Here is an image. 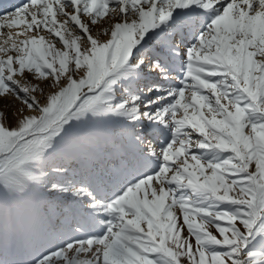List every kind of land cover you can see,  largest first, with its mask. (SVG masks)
Wrapping results in <instances>:
<instances>
[{"label":"snow or ice","instance_id":"snow-or-ice-1","mask_svg":"<svg viewBox=\"0 0 264 264\" xmlns=\"http://www.w3.org/2000/svg\"><path fill=\"white\" fill-rule=\"evenodd\" d=\"M0 37V264H264V0H25Z\"/></svg>","mask_w":264,"mask_h":264},{"label":"rangeland","instance_id":"rangeland-1","mask_svg":"<svg viewBox=\"0 0 264 264\" xmlns=\"http://www.w3.org/2000/svg\"><path fill=\"white\" fill-rule=\"evenodd\" d=\"M24 2H25V0H0V11H4V10L11 11V10H13L14 7H18ZM57 19H64V17L58 15ZM90 27H91V30H92L94 35L99 30L101 31V29L99 27H92L91 25H90ZM102 27H107V26L103 25ZM4 31H7V30L5 29ZM41 34L47 36L46 32H42ZM99 38L100 39H106V37L103 36L102 32H101V35L99 36ZM2 40H3V37H0V42H2ZM57 46L59 47L60 45H57ZM48 90L49 89L45 88V93H47ZM37 95H39V93H37ZM213 228H214V226H209V230H213ZM185 234H186V232H185Z\"/></svg>","mask_w":264,"mask_h":264},{"label":"bare ground","instance_id":"bare-ground-1","mask_svg":"<svg viewBox=\"0 0 264 264\" xmlns=\"http://www.w3.org/2000/svg\"><path fill=\"white\" fill-rule=\"evenodd\" d=\"M106 26V25H105ZM98 31V30H97ZM100 31V30H99ZM103 38V37H102ZM48 92V91H47Z\"/></svg>","mask_w":264,"mask_h":264}]
</instances>
